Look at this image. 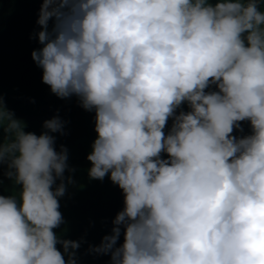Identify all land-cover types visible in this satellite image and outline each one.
Here are the masks:
<instances>
[{"label":"clouds","instance_id":"clouds-1","mask_svg":"<svg viewBox=\"0 0 264 264\" xmlns=\"http://www.w3.org/2000/svg\"><path fill=\"white\" fill-rule=\"evenodd\" d=\"M261 3L41 0L32 58L52 93L95 111L88 175L124 194L91 249L111 264H264ZM241 121L251 133L237 137ZM43 126L25 132L0 97V165L21 186L0 195V264H77L79 241L54 231L68 164L50 133L63 121Z\"/></svg>","mask_w":264,"mask_h":264},{"label":"trees","instance_id":"trees-1","mask_svg":"<svg viewBox=\"0 0 264 264\" xmlns=\"http://www.w3.org/2000/svg\"><path fill=\"white\" fill-rule=\"evenodd\" d=\"M41 0H0V97L6 110L21 120L25 132L37 135L47 129L44 121L58 116L63 121V131L50 133L55 137L54 147L67 149L65 170L66 191L59 197V211L63 223L54 229L63 239L79 241L76 250L77 264H111L110 254L97 253L92 247L99 245L103 236L111 234L113 220L124 207V194L108 175L103 180L88 175L91 162L87 159L96 138L95 111L85 110L75 95L60 98L52 93L50 86L42 81V68L32 58V51L42 45L37 33ZM264 10V3L260 4ZM49 21V28L52 26ZM209 90H217L210 85ZM189 111L187 102L179 111ZM233 135L240 137L251 133L249 121H241ZM169 118L164 129H171ZM7 133L0 128V140ZM161 157L168 158L166 152ZM7 162L0 165V195L16 196L19 199L20 185L7 175ZM71 177V182L68 178ZM60 181L57 180V183ZM123 229L118 244L123 242ZM57 248L63 252L62 245ZM67 259V256H65Z\"/></svg>","mask_w":264,"mask_h":264}]
</instances>
